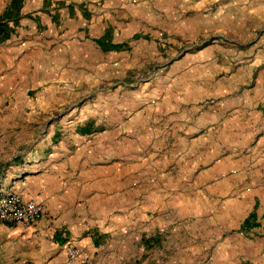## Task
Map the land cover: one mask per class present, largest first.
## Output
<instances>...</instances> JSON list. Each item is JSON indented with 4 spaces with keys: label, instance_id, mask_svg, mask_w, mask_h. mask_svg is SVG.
Here are the masks:
<instances>
[{
    "label": "crops",
    "instance_id": "obj_1",
    "mask_svg": "<svg viewBox=\"0 0 264 264\" xmlns=\"http://www.w3.org/2000/svg\"><path fill=\"white\" fill-rule=\"evenodd\" d=\"M12 1L0 0V18ZM179 1L103 0L97 8L86 0H23L18 27L9 22L14 32L0 41V197L34 201L48 217L32 226L1 225L0 264H67V244L95 264H264L260 170L249 187L235 188L223 201V190L202 182L208 172L189 173V151H177L171 172L156 166L151 172L145 153L138 151L145 136L134 134L131 140L128 125L107 129L94 120L67 122L64 111L51 114L48 101L56 99L58 86L65 93L68 82H92L97 69L106 71L107 80L115 58L148 41L147 33L118 40L121 29L108 24L115 9L169 13L162 2ZM107 33L125 48L103 50L97 41ZM65 34L75 40L62 42ZM27 37L44 40L37 50L42 61L35 62L31 45L21 42ZM61 56L77 65L60 63ZM251 116L252 130L264 132V99ZM184 127L182 137L183 129L174 125L173 146L189 147V126ZM166 135L161 132L162 144ZM255 153L256 165L264 169V139ZM189 174L200 184L189 188ZM251 214L255 226L243 231Z\"/></svg>",
    "mask_w": 264,
    "mask_h": 264
},
{
    "label": "rangeland",
    "instance_id": "obj_2",
    "mask_svg": "<svg viewBox=\"0 0 264 264\" xmlns=\"http://www.w3.org/2000/svg\"><path fill=\"white\" fill-rule=\"evenodd\" d=\"M86 1H95L97 8L103 2ZM162 5L170 12L115 9L108 24L122 30L118 40L147 33L148 41H139L130 54L115 58L112 71H107L109 79H102L106 71L97 69L92 82H68L65 93L58 86L56 99L48 101L51 114L57 117L64 111L67 122L94 120L107 129L128 125L125 134L131 140L134 134L145 136L138 151L145 153L151 172L155 166L171 172L177 151L187 150L189 173L196 168L198 173L208 172L202 182L223 190V201H228L229 192L250 186L257 170L260 179L264 175L254 161L264 132L247 123L258 99H264V0H180ZM65 35L62 42L75 40ZM21 42L31 45L35 62L42 61L37 51L43 48L42 38ZM59 59L77 65L70 56ZM81 63L88 64L83 59ZM73 109L78 110L71 115ZM186 124L189 147L173 146L174 125H180L183 130L178 133L184 137ZM161 132L169 136L164 144ZM190 176L189 188L200 184ZM210 203L215 206L212 195Z\"/></svg>",
    "mask_w": 264,
    "mask_h": 264
},
{
    "label": "built area",
    "instance_id": "obj_3",
    "mask_svg": "<svg viewBox=\"0 0 264 264\" xmlns=\"http://www.w3.org/2000/svg\"><path fill=\"white\" fill-rule=\"evenodd\" d=\"M47 217L45 207L34 201H26L19 195L0 197V226L6 223L32 226ZM64 249L67 264H75L79 258L82 259L80 264H95L88 255L72 244L65 245Z\"/></svg>",
    "mask_w": 264,
    "mask_h": 264
},
{
    "label": "trees",
    "instance_id": "obj_4",
    "mask_svg": "<svg viewBox=\"0 0 264 264\" xmlns=\"http://www.w3.org/2000/svg\"><path fill=\"white\" fill-rule=\"evenodd\" d=\"M22 3L23 0H13L5 14L0 18V41H6L14 32L13 29L11 30L9 28V22H12L16 27H18ZM139 38V35L134 36V39ZM97 43L105 51H121L125 48L123 45L113 44L109 33H107V35H105V37L101 40H98ZM254 220L255 214H251L250 217L243 223L242 230L247 231L254 227L255 225L252 224Z\"/></svg>",
    "mask_w": 264,
    "mask_h": 264
}]
</instances>
